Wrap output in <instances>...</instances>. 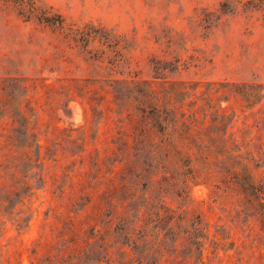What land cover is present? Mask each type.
Returning a JSON list of instances; mask_svg holds the SVG:
<instances>
[{
    "label": "rangeland",
    "instance_id": "1",
    "mask_svg": "<svg viewBox=\"0 0 264 264\" xmlns=\"http://www.w3.org/2000/svg\"><path fill=\"white\" fill-rule=\"evenodd\" d=\"M34 6L65 28L0 0V97L26 95L40 145L6 176L30 190L0 212V252L264 264V0Z\"/></svg>",
    "mask_w": 264,
    "mask_h": 264
},
{
    "label": "trees",
    "instance_id": "2",
    "mask_svg": "<svg viewBox=\"0 0 264 264\" xmlns=\"http://www.w3.org/2000/svg\"><path fill=\"white\" fill-rule=\"evenodd\" d=\"M18 8L25 10L28 14L34 15L36 13V19L56 27L58 29H64L62 19L57 14H46L43 11L35 9V0H10ZM68 31V30H67ZM79 37L83 38L84 41L88 40V35H82ZM85 36V37H84ZM24 81V80H23ZM22 82V81H21ZM20 83V82H19ZM22 85V83H20ZM25 101V103H24ZM28 109V101L26 95L24 99H18L13 106H9L4 98L0 97V212L5 213L4 205L15 206L14 201L19 199L18 203L23 200V197L28 196L30 186L28 185V179L22 176V181L14 183L15 186H9L6 184L5 179L8 172L12 169L11 177H15L18 171L19 164L13 165V162L21 161L23 167H29V170L33 168L32 163H35L39 159L40 145L36 144V134L33 133V127H29V119L26 115ZM5 121H9V125H16L10 132L5 130ZM34 124H36V117L34 118ZM17 145H15V143ZM34 144V146H33ZM32 146L34 150H32ZM37 149V152H36ZM37 155V157H36ZM35 156V159L32 158ZM11 162L12 165L4 167L6 163ZM26 193V194H25ZM11 214V212H10ZM70 247V246H69ZM74 247V246H72ZM45 250L46 259H38V255ZM63 250V249H62ZM62 250L57 251L54 255L51 253V249L45 244L44 239H40L36 243V258H32L30 264H53V260L57 256H63L65 252ZM33 254V253H32ZM103 258V257H102ZM259 258V257H258ZM256 258L254 263L257 264L259 259ZM0 264H17L16 262V251L8 249L0 252Z\"/></svg>",
    "mask_w": 264,
    "mask_h": 264
}]
</instances>
